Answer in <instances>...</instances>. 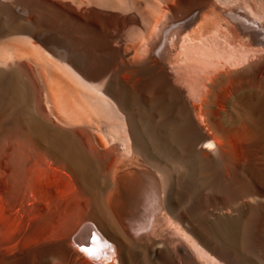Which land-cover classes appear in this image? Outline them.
<instances>
[{
    "label": "bare ground",
    "instance_id": "bare-ground-1",
    "mask_svg": "<svg viewBox=\"0 0 264 264\" xmlns=\"http://www.w3.org/2000/svg\"><path fill=\"white\" fill-rule=\"evenodd\" d=\"M129 1L135 12L127 22L136 24L142 0ZM259 2L191 0L188 18L182 7L170 5L172 16L132 72L140 77L133 90L88 80L70 58L61 59L66 51L50 32L33 28L46 48L32 37L27 42L61 73L59 99L68 115L125 111L124 156L115 146L97 151L93 142L105 147V138L91 137L82 126L92 125L91 116L69 122L57 114L68 128H54L29 114L20 71L5 75L0 69V87L19 108L13 124L27 141L26 175L42 163L68 170L78 199V213H68L51 264H264V0ZM20 23L6 34L24 31ZM8 168L0 162V173L10 176Z\"/></svg>",
    "mask_w": 264,
    "mask_h": 264
},
{
    "label": "rangeland",
    "instance_id": "rangeland-1",
    "mask_svg": "<svg viewBox=\"0 0 264 264\" xmlns=\"http://www.w3.org/2000/svg\"><path fill=\"white\" fill-rule=\"evenodd\" d=\"M10 1L16 3L17 8H12ZM10 1L0 0V64L9 66H1L0 69L5 75L12 69L20 71V79L27 87L25 104L28 113L43 122L47 121L54 128L67 127L59 122L57 114L61 117L67 115L64 118H68L69 122L91 116L92 125L82 126L87 128L91 137L99 133L105 138V147L93 142L97 151L101 153L115 146L117 154L126 155L128 126L124 127L121 118L126 119L125 111L117 105L116 112L121 116L115 111L105 113L99 110L95 111L99 114L74 111V114L68 115L59 99L61 73L52 68L43 53L27 40L32 37L36 45L46 48L33 33L36 29L50 32L65 49L67 59L70 58L88 80L100 83L103 88L114 84L133 90L137 88L140 77L132 72L141 56L147 55L150 42L158 37L161 24L172 16L169 6L182 7L184 16L188 18L193 14L187 8L191 0H182L181 4L174 0H142L143 7L138 12L140 18L136 24L127 22L129 18H134L132 13L135 12L129 0ZM241 1L236 0L237 3ZM250 1L260 5L259 0ZM25 18L30 24L24 23ZM15 22H21L20 26L25 30L6 34L12 32ZM194 27H200V20ZM135 53L140 57L136 61L132 58ZM8 100L0 87V162L12 169L10 176L0 173V176L4 175L0 179V264H21L26 257L32 258V264H51L49 256L59 249L62 228L70 223L68 213H78V199L74 195L68 170L62 172L42 163L26 175L27 141L14 130L13 121L19 108L15 110ZM149 103L147 101L146 104ZM71 118L74 119L70 121Z\"/></svg>",
    "mask_w": 264,
    "mask_h": 264
},
{
    "label": "water",
    "instance_id": "water-1",
    "mask_svg": "<svg viewBox=\"0 0 264 264\" xmlns=\"http://www.w3.org/2000/svg\"><path fill=\"white\" fill-rule=\"evenodd\" d=\"M39 42H40V41H39ZM40 43L42 44V42H40ZM61 59H62V60H67L66 55H62V56H61Z\"/></svg>",
    "mask_w": 264,
    "mask_h": 264
}]
</instances>
